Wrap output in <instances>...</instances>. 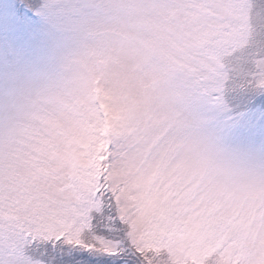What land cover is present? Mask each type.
Wrapping results in <instances>:
<instances>
[{
  "label": "snow or ice",
  "instance_id": "snow-or-ice-1",
  "mask_svg": "<svg viewBox=\"0 0 264 264\" xmlns=\"http://www.w3.org/2000/svg\"><path fill=\"white\" fill-rule=\"evenodd\" d=\"M41 8L75 47L0 115V264H264V167L234 163L202 118L228 91L264 93V0ZM120 56L153 88L113 111L88 73Z\"/></svg>",
  "mask_w": 264,
  "mask_h": 264
},
{
  "label": "rangeland",
  "instance_id": "rangeland-1",
  "mask_svg": "<svg viewBox=\"0 0 264 264\" xmlns=\"http://www.w3.org/2000/svg\"><path fill=\"white\" fill-rule=\"evenodd\" d=\"M19 1L25 7L17 5L16 13L15 0H0V115L26 107L43 92L63 71L75 47L70 35L53 27L41 8L63 0ZM202 118L205 134L234 163L264 167V110H233L224 102L206 107Z\"/></svg>",
  "mask_w": 264,
  "mask_h": 264
},
{
  "label": "clouds",
  "instance_id": "clouds-1",
  "mask_svg": "<svg viewBox=\"0 0 264 264\" xmlns=\"http://www.w3.org/2000/svg\"><path fill=\"white\" fill-rule=\"evenodd\" d=\"M87 57H81L74 63L72 71H79L81 63H87ZM99 77L102 98L113 111L127 107L140 106L153 88L152 78L146 75L135 59L127 56L115 57L102 68H91L88 79Z\"/></svg>",
  "mask_w": 264,
  "mask_h": 264
},
{
  "label": "trees",
  "instance_id": "trees-1",
  "mask_svg": "<svg viewBox=\"0 0 264 264\" xmlns=\"http://www.w3.org/2000/svg\"><path fill=\"white\" fill-rule=\"evenodd\" d=\"M29 4L27 5L29 6ZM17 5L25 7V3L20 2L19 0H15V3H13V10L15 9L16 13H20ZM31 5L29 7L36 9L34 5H32L33 7ZM25 14L27 13L25 12ZM224 102L233 110H246L252 106H256L259 107V109L264 110V93L253 92L249 89L228 91L225 93Z\"/></svg>",
  "mask_w": 264,
  "mask_h": 264
}]
</instances>
